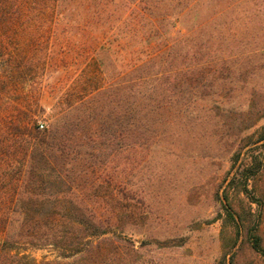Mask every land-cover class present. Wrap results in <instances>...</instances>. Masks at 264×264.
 <instances>
[{
    "label": "rangeland",
    "instance_id": "374dc122",
    "mask_svg": "<svg viewBox=\"0 0 264 264\" xmlns=\"http://www.w3.org/2000/svg\"><path fill=\"white\" fill-rule=\"evenodd\" d=\"M191 6L173 25L127 0H64L48 27L8 31L29 54L16 62L12 104L43 111V124L67 113L81 134L84 196L110 215L94 254L32 250L37 261L264 264L252 246L264 247V0ZM169 45L176 55L161 67L178 73L168 93L179 103L133 107L130 69ZM254 158L259 173L245 190L239 177Z\"/></svg>",
    "mask_w": 264,
    "mask_h": 264
},
{
    "label": "trees",
    "instance_id": "16d2710c",
    "mask_svg": "<svg viewBox=\"0 0 264 264\" xmlns=\"http://www.w3.org/2000/svg\"><path fill=\"white\" fill-rule=\"evenodd\" d=\"M62 1L0 0V264H61L46 258L37 261L31 255L37 249L57 250L60 259L94 254V240L107 233L110 223L108 211L84 196L87 188L83 181L88 172L83 171L80 160L81 134L76 125V131L71 133L75 127L66 120L67 113L48 124L39 123L43 111L14 107L10 98L9 89L20 80L16 62H24L29 54L18 49L14 38L7 37L8 31L15 27H48V21L58 10L62 11ZM197 1L174 0L178 15L172 20L170 14L174 13L168 8L174 5L170 0H127V3L156 17L154 23L170 21L175 25ZM173 47L169 45L160 51L162 54L156 52L128 71L133 74L128 91L133 107L165 109L179 103L168 93V82H177L178 73L172 70L166 74L161 67L164 59L175 54ZM82 101L85 97L74 104ZM63 123L66 128L61 126ZM118 134L122 136L124 130ZM244 166V174L239 178L243 177L240 184L246 190L248 182L257 178L260 164L254 158ZM104 182L110 183L111 179L106 177ZM252 191L256 193V189ZM118 192L124 199L135 198L132 191L124 188ZM252 246L264 256L258 238L252 241Z\"/></svg>",
    "mask_w": 264,
    "mask_h": 264
}]
</instances>
